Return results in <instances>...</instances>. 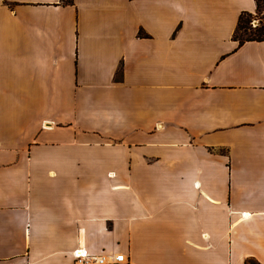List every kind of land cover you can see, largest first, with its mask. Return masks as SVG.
Segmentation results:
<instances>
[{
	"label": "crops",
	"instance_id": "obj_1",
	"mask_svg": "<svg viewBox=\"0 0 264 264\" xmlns=\"http://www.w3.org/2000/svg\"><path fill=\"white\" fill-rule=\"evenodd\" d=\"M0 0V264H264L255 0Z\"/></svg>",
	"mask_w": 264,
	"mask_h": 264
},
{
	"label": "trees",
	"instance_id": "obj_2",
	"mask_svg": "<svg viewBox=\"0 0 264 264\" xmlns=\"http://www.w3.org/2000/svg\"><path fill=\"white\" fill-rule=\"evenodd\" d=\"M65 4H73V0H63ZM256 2V13L260 12L262 8V4L264 0H255ZM255 14L249 12H243L239 16L238 25L234 32V38L239 41L240 44H243L248 40H264V24H258L256 26H252V21L254 19ZM243 32V33H242ZM243 35H245L243 37ZM254 264H260L254 262Z\"/></svg>",
	"mask_w": 264,
	"mask_h": 264
},
{
	"label": "built area",
	"instance_id": "obj_3",
	"mask_svg": "<svg viewBox=\"0 0 264 264\" xmlns=\"http://www.w3.org/2000/svg\"><path fill=\"white\" fill-rule=\"evenodd\" d=\"M73 256L79 264H111L127 260L124 253H92L85 247L75 249Z\"/></svg>",
	"mask_w": 264,
	"mask_h": 264
},
{
	"label": "rangeland",
	"instance_id": "obj_4",
	"mask_svg": "<svg viewBox=\"0 0 264 264\" xmlns=\"http://www.w3.org/2000/svg\"><path fill=\"white\" fill-rule=\"evenodd\" d=\"M258 24H264V2L262 4V8L260 10V12H258L257 14H255L254 19L252 21V26H256ZM243 33V32H242ZM245 35H243L244 37Z\"/></svg>",
	"mask_w": 264,
	"mask_h": 264
}]
</instances>
